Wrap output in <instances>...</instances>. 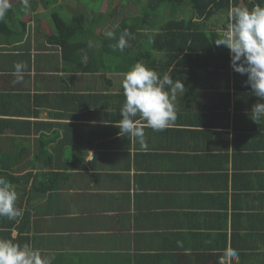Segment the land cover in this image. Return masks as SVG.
Masks as SVG:
<instances>
[{
	"label": "crops",
	"instance_id": "0c3cea01",
	"mask_svg": "<svg viewBox=\"0 0 264 264\" xmlns=\"http://www.w3.org/2000/svg\"><path fill=\"white\" fill-rule=\"evenodd\" d=\"M254 1L228 0L216 10L211 3L201 16L197 0L103 2L101 11L123 4L120 22L159 9L161 27H138L126 47L135 63L184 85L175 92L176 120L161 131L145 126L144 147L116 126L129 71L109 49L117 46L109 40L116 21L91 25V48L63 53L41 24L48 17L35 20L45 10L39 2L28 10L10 2L0 18V174L15 179L22 216L11 226L0 217V239L42 250L49 264H264V116L250 115L264 100L232 69L230 54L203 55L229 10ZM171 15L201 23L191 32L209 41L200 37L202 50L174 54L165 69L169 54L144 53L152 32L170 30L162 23ZM20 62L27 68L16 82ZM228 249L238 258L221 261Z\"/></svg>",
	"mask_w": 264,
	"mask_h": 264
},
{
	"label": "clouds",
	"instance_id": "9594fccd",
	"mask_svg": "<svg viewBox=\"0 0 264 264\" xmlns=\"http://www.w3.org/2000/svg\"><path fill=\"white\" fill-rule=\"evenodd\" d=\"M21 3L25 10L29 9V0H21ZM9 7V0H0V18L6 15ZM216 31L219 36L214 44L229 50L232 69L246 75L245 83L250 85L255 96L264 100V7H232L226 27H218ZM127 35L125 33L119 39L121 50L127 46ZM26 68L22 62L14 65L12 74L16 82L23 79ZM123 76L125 99L119 110L122 118L116 126L120 133L136 138L144 147L145 126L161 131L176 120L175 92L184 89V85L182 81H174L169 73L161 78L140 61ZM250 115L255 122L264 116V103H255ZM17 200L15 187L0 176V217L14 220L22 216V210L16 206ZM229 257L238 258V253L233 249L225 250L221 261ZM0 264H49V261L42 250L29 244L20 245L9 239H0Z\"/></svg>",
	"mask_w": 264,
	"mask_h": 264
},
{
	"label": "trees",
	"instance_id": "16d2710c",
	"mask_svg": "<svg viewBox=\"0 0 264 264\" xmlns=\"http://www.w3.org/2000/svg\"><path fill=\"white\" fill-rule=\"evenodd\" d=\"M165 1L171 2V5L172 4L175 5V3H180L184 0H165ZM197 1L202 4V7L197 9L198 16H201L203 14L201 12L207 8L208 4L214 3L212 10H216L220 6L228 4V0H219V1H216V3H215V0H197ZM37 2H41L40 5L45 10H47V8H49L50 6L55 5L57 3V0H29V5H30L29 8L34 9L38 5ZM254 4H258L264 7L263 0H255L252 3H249L248 7L252 9ZM110 12L112 16L117 15V11L115 10V8H112ZM110 12L108 11L106 13L100 12L98 13L96 17H94V23L93 21H91L89 25H84V24H87L88 22H87L86 16L83 13L74 15L71 18L67 19L64 17L65 15L64 8L57 10V11L51 10L49 14V18H48V21L51 23V25L48 22H42L41 24L43 25L45 23V25H49L52 28L53 34L48 37L49 42L59 45L62 48V52L65 53L66 50L69 49L70 47H74L77 50L82 47L87 48V46H89L88 37L89 36L94 37V33H93L91 25H97L99 20L101 19L104 20L105 15H109ZM158 15H159L158 8L154 9V7L152 8L148 7L147 9L146 8L144 9L143 7V11L139 15H134L131 17L124 16L121 22L119 19L116 21L117 25H119L117 27L116 36L115 38L109 39V40L112 41V44L117 45V46H114L113 48V46L111 45L109 49L116 50V52H118V54L120 55V58H121L120 64L124 65V67L121 66L119 67V69L126 70V71L130 70L133 63H135L132 57L133 52L128 47H125L123 50H121L118 47V42H119L120 37L124 35L125 33H127L128 35L125 37L127 41L129 34L137 31V28L142 27L143 25H145L148 30H153L156 27L158 29L159 27H161L159 25V20L158 22H154V21H157ZM162 24L165 25L163 27L168 28L170 30L171 28H174V31L169 30L168 32H165V33H162V32L153 33L152 32L151 36H149L148 38L149 39L148 49H146L145 53L144 52H141V53H144L149 57H153L154 53L161 52V51H164L166 54H169L170 59L164 61L163 63L166 66L165 69H168V65H170L173 59V57L171 56H175L174 54L181 53V54H185V56H190L191 54H193V52H195V50H198V52L199 50H202V48L200 49V46H198L199 49H197L198 47H196V44L199 45L198 42H201L202 38L204 39L203 40L204 42L209 41V38L207 37L206 34L198 33V32L196 33L191 32V29H190L191 25H200L201 23L200 24L193 23L191 21H186L185 19L177 20L174 18L173 15H171ZM217 38H218L217 34L211 35V39H213V42ZM77 39L83 40V44L79 43ZM99 48H101L102 52L107 50V46L102 41L100 42ZM211 50H214V53L211 52ZM203 53H205L203 55H208V57L210 56L209 58L214 57L215 59H217V61L218 60L220 61L221 59H224L225 57L229 56L228 49L226 47L216 46L214 43L210 46L209 49L204 48ZM151 63L159 64L160 62H158L157 60H152ZM182 63L183 62H181L180 64L181 65L186 64V63L185 64H182ZM217 64L219 63L217 62ZM192 65L193 63L189 65L190 68ZM0 176L6 178L12 184L15 182V179L9 174H4V175L0 174ZM12 178H13V181H12ZM11 222L12 223L9 224L8 226H11L12 224H14L15 221L11 220ZM22 222L23 221H21V223Z\"/></svg>",
	"mask_w": 264,
	"mask_h": 264
},
{
	"label": "rangeland",
	"instance_id": "374dc122",
	"mask_svg": "<svg viewBox=\"0 0 264 264\" xmlns=\"http://www.w3.org/2000/svg\"><path fill=\"white\" fill-rule=\"evenodd\" d=\"M14 0H9V3L12 2ZM105 0H57V3L53 6V8L48 9V10H44L43 14L39 15V12H37V14H35V20H37L38 17L42 16H46L45 18L47 19V17L49 18V14L51 10H60L63 9L65 10V18H71L74 15L83 13L86 18H87V24L84 25H89L91 23V21H93L94 23V17H96L98 15V13H102V11H105V13L108 11H111V2H107L106 7L103 8V10L101 11V8L103 7V2ZM123 0H119V2H121ZM41 4V2H39ZM119 6L122 7L123 4L120 3L118 4V6L115 8L116 11L118 12H122V10H124L125 8H120ZM127 6V5H126ZM42 7H39V9H41ZM110 9V11L108 10ZM135 9V10H134ZM130 13H135L136 12V8H130ZM40 11V10H39ZM46 13V14H45ZM95 14V15H94ZM120 14V16H119ZM118 15H111V12L109 13V15H105L106 19L105 22L103 19L99 20L101 23H99L98 25H102V23L104 22L103 25H112L113 21H117L118 19L120 20V17L122 15H124L123 13H119ZM158 18V17H157ZM159 19V18H158ZM37 22V21H36ZM49 24L51 25V23L49 22ZM52 29V28H51ZM93 39V38H91ZM94 42V41H93Z\"/></svg>",
	"mask_w": 264,
	"mask_h": 264
}]
</instances>
